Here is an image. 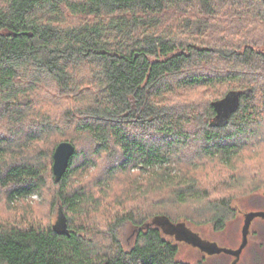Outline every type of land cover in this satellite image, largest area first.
I'll use <instances>...</instances> for the list:
<instances>
[{"label": "trees", "instance_id": "1", "mask_svg": "<svg viewBox=\"0 0 264 264\" xmlns=\"http://www.w3.org/2000/svg\"><path fill=\"white\" fill-rule=\"evenodd\" d=\"M201 87L219 93L203 110L175 101ZM230 93L238 104L222 119L213 103ZM262 122L264 0H0V196L11 209L51 189L69 232L0 221V264H189L152 221L187 226L169 209L196 203L222 229L231 199L212 200L191 171L232 167ZM65 141L75 151L55 182ZM97 160L100 191L136 171L137 206L157 195L161 208L89 220L101 201L75 181Z\"/></svg>", "mask_w": 264, "mask_h": 264}, {"label": "rangeland", "instance_id": "2", "mask_svg": "<svg viewBox=\"0 0 264 264\" xmlns=\"http://www.w3.org/2000/svg\"><path fill=\"white\" fill-rule=\"evenodd\" d=\"M216 97H219V93L214 89L206 90L201 87L184 92L175 101L181 104L183 102L198 104L199 109L203 110L206 103ZM257 128L256 137L248 140V142L251 141L250 144L237 159L232 161V167H222L218 159L216 161L207 159L200 161L201 164L197 169L191 171L202 186L208 189L212 200L231 199L233 214L226 219L222 229H215L210 219L211 213L201 212L203 207L199 204L188 203L169 209L175 219L190 216L191 220L187 223V227L193 233L226 251H236L242 243L244 214L264 211V123L262 122ZM81 140H78L80 149L84 147V142ZM104 175L105 163L97 160L96 166H89L88 169L78 172L75 181L79 184L78 186L85 187L87 193L94 194V197L101 201L99 211L92 212L88 217L89 220L101 226L105 222V211H110V208L113 212L133 211L139 208L140 205L137 206V202L140 197H138L137 187L143 182L136 171H131L130 175L119 174L110 178L106 189L100 191L96 183L100 178L105 179ZM158 199L160 200L157 195L153 199H148L140 206V209L145 213L147 210L156 212L162 206ZM12 206L13 208H8L0 196L1 222L53 225L59 208L57 201L53 202L51 189L44 190L42 196L33 195L17 201ZM132 230L133 227L129 223H124L117 229L121 240H126V243L132 235ZM176 243L177 258L189 264H233L234 262L235 264H264V219L258 217L251 221L247 244L239 257L223 251L209 254L184 241H176Z\"/></svg>", "mask_w": 264, "mask_h": 264}, {"label": "water", "instance_id": "3", "mask_svg": "<svg viewBox=\"0 0 264 264\" xmlns=\"http://www.w3.org/2000/svg\"><path fill=\"white\" fill-rule=\"evenodd\" d=\"M238 104V94L230 93L222 100L213 103V106L218 113L217 116H221L222 119H226L228 115L233 112ZM74 146L70 142L59 143L53 152V164L52 171L54 175V181L58 182L62 175L65 173L70 158L74 154ZM264 219V211H254L244 214V223L242 226V243L236 251H226L219 248L215 243L201 239L196 233H193L185 223L172 224L168 219L164 217L155 218L152 223L159 226L163 233L168 236H173L175 241H184L192 246L200 248L202 251L209 254L227 252L236 257H239L242 250L247 244V236L250 223L255 218ZM52 229L59 235H68L66 217L59 207L55 223L52 225ZM235 264V262L233 263Z\"/></svg>", "mask_w": 264, "mask_h": 264}]
</instances>
